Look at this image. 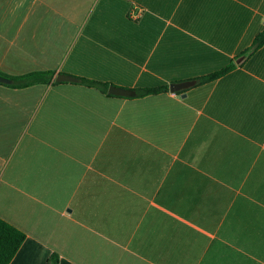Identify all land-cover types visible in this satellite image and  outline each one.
<instances>
[{"label":"crops","instance_id":"0c3cea01","mask_svg":"<svg viewBox=\"0 0 264 264\" xmlns=\"http://www.w3.org/2000/svg\"><path fill=\"white\" fill-rule=\"evenodd\" d=\"M263 29L264 0H0V73L55 74L0 83L9 264H264Z\"/></svg>","mask_w":264,"mask_h":264},{"label":"trees","instance_id":"16d2710c","mask_svg":"<svg viewBox=\"0 0 264 264\" xmlns=\"http://www.w3.org/2000/svg\"><path fill=\"white\" fill-rule=\"evenodd\" d=\"M264 43V29L261 30L253 39L251 46L244 50L242 53L248 51L249 49H256L262 46ZM233 67V63H229L223 68L206 74L200 77V81H212L217 77L225 74ZM1 74V73H0ZM8 78H11L13 82L11 86L14 87H23L28 86L34 83H47L51 82L54 79L53 71H34L26 74H22L19 76H9L5 74H1ZM80 81L89 85H96L100 87L103 91L107 90V84L103 82H97L94 80H89L86 78H79ZM166 85L152 87V88H144V89H136L137 95L147 94V93H155L158 90L166 89ZM25 239V233L21 231L19 228L0 218V264H9L16 251L22 244ZM47 264H56L55 255H52L49 262Z\"/></svg>","mask_w":264,"mask_h":264},{"label":"water","instance_id":"95a60500","mask_svg":"<svg viewBox=\"0 0 264 264\" xmlns=\"http://www.w3.org/2000/svg\"><path fill=\"white\" fill-rule=\"evenodd\" d=\"M238 62V61H237ZM56 81H75L76 78L67 74H58L55 77ZM13 80L11 78H8L6 76H3L0 74V83H5V84H11ZM195 82L194 80L191 81H185V82H179V83H171L169 88L172 91H177L183 88H186L190 84ZM108 92L113 93V94H118V95H123V96H131L135 95L136 92L134 90H128V89H123V88H118L115 86H109L108 87Z\"/></svg>","mask_w":264,"mask_h":264}]
</instances>
